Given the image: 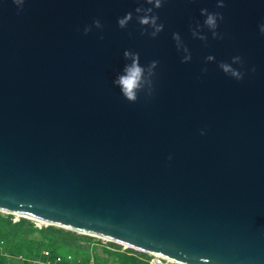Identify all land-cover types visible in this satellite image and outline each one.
I'll list each match as a JSON object with an SVG mask.
<instances>
[{
    "label": "water",
    "instance_id": "obj_1",
    "mask_svg": "<svg viewBox=\"0 0 264 264\" xmlns=\"http://www.w3.org/2000/svg\"><path fill=\"white\" fill-rule=\"evenodd\" d=\"M138 6L0 0V213L157 264H264V0H166L155 38L119 27ZM203 8L222 39L193 36ZM125 51L145 69L134 103L113 83Z\"/></svg>",
    "mask_w": 264,
    "mask_h": 264
},
{
    "label": "trees",
    "instance_id": "obj_2",
    "mask_svg": "<svg viewBox=\"0 0 264 264\" xmlns=\"http://www.w3.org/2000/svg\"><path fill=\"white\" fill-rule=\"evenodd\" d=\"M63 239L80 244L66 245ZM100 241L53 226L37 229L29 220L13 222L11 215L0 214V264H149L143 253Z\"/></svg>",
    "mask_w": 264,
    "mask_h": 264
},
{
    "label": "clouds",
    "instance_id": "obj_3",
    "mask_svg": "<svg viewBox=\"0 0 264 264\" xmlns=\"http://www.w3.org/2000/svg\"><path fill=\"white\" fill-rule=\"evenodd\" d=\"M13 2L18 6H23L25 3V0H13ZM166 2V0H137V3L139 4L138 7L135 8L134 13L128 12L124 17L118 19V25L121 29H125L128 27L129 23L133 21L134 19L137 21V23L141 26V35H150L151 37L155 38L158 36L159 33H161L164 30V24L159 23V15L156 13L157 9H160L163 7V4ZM150 5L149 7H145L144 5ZM217 7L223 8L225 7V0H217ZM201 16H203L205 19L201 23L199 20L195 22V27L191 28L193 36L197 35V29H207L209 32H211L213 39H222L223 37L220 35V33L217 31L219 28V22L223 21L224 16L220 12H210L207 8L201 9ZM93 26L97 29H100L103 27L100 20H95L93 22V25L86 26L84 28V34H89ZM149 29L151 31L149 32ZM260 32L262 35H264V24H261L259 26ZM173 39L177 41L178 48L180 47V35L179 33L173 34ZM200 39L207 41V36H200ZM184 51H188L187 48L184 49ZM124 57L132 58L133 63L130 67H126L125 71L128 73L127 75L119 76L116 80L113 81V83L119 85L121 87L122 95L129 101V102H136L139 98L137 95V90L140 88L141 81L144 78V72L145 69L141 68L139 66V54L138 53H132L130 51L124 52ZM191 59V56L184 57V62H187ZM208 60L213 59V57L209 56L207 57ZM232 62L239 64L243 66V59L240 56H235L232 58ZM159 63V61H152L148 72H149V79L144 81L148 87L145 93L147 95H151L154 90V83L151 80V75H154L152 73V69L156 67V65ZM221 70L226 74L230 75L231 77L235 78L236 80H242L244 77V73L239 70L238 68H233L230 64L226 62H221L220 64ZM255 71V69H252ZM203 72H207V68H204L202 70ZM201 134H204L203 132Z\"/></svg>",
    "mask_w": 264,
    "mask_h": 264
},
{
    "label": "rangeland",
    "instance_id": "obj_4",
    "mask_svg": "<svg viewBox=\"0 0 264 264\" xmlns=\"http://www.w3.org/2000/svg\"><path fill=\"white\" fill-rule=\"evenodd\" d=\"M0 214H1V216H3V217H5V216L7 215V214H3V213H0ZM16 219H17L16 216H12V221H13V222H17ZM30 222L33 224L34 228L40 229V228H43V227H44L43 225H39V226H40V228H39V226H38L37 223H35L34 221H30ZM26 228L28 229V227H26ZM97 240H98V239H97ZM63 243L66 244V245H68V244H80V243H78V242H76V241L67 240V239H63ZM104 243H106V241L101 240L99 244H100L101 246H104ZM86 246H87L86 243L82 244V247L85 248ZM122 250H123V249H122ZM110 264H113V263L111 262Z\"/></svg>",
    "mask_w": 264,
    "mask_h": 264
},
{
    "label": "built area",
    "instance_id": "obj_5",
    "mask_svg": "<svg viewBox=\"0 0 264 264\" xmlns=\"http://www.w3.org/2000/svg\"><path fill=\"white\" fill-rule=\"evenodd\" d=\"M19 219H20V218L17 217L16 221H19ZM38 226H39V225H38ZM43 226H44V225H43ZM44 227H45V226H44ZM39 228H40V226H39ZM40 229H41V228H40ZM122 249L125 250L126 248H123V247H122ZM148 262H149V264H157V263H153V262H150V261H148Z\"/></svg>",
    "mask_w": 264,
    "mask_h": 264
},
{
    "label": "bare ground",
    "instance_id": "obj_6",
    "mask_svg": "<svg viewBox=\"0 0 264 264\" xmlns=\"http://www.w3.org/2000/svg\"><path fill=\"white\" fill-rule=\"evenodd\" d=\"M35 223H37L38 225H43L42 223L38 222V221H34Z\"/></svg>",
    "mask_w": 264,
    "mask_h": 264
}]
</instances>
